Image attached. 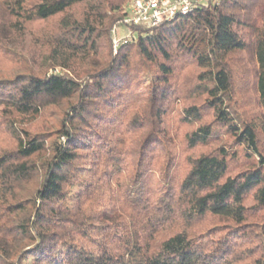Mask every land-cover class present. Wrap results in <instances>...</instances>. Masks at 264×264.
<instances>
[{
    "label": "trees",
    "instance_id": "1",
    "mask_svg": "<svg viewBox=\"0 0 264 264\" xmlns=\"http://www.w3.org/2000/svg\"><path fill=\"white\" fill-rule=\"evenodd\" d=\"M2 3L54 23L38 67L0 49V264H264V0L130 26L116 53L129 0Z\"/></svg>",
    "mask_w": 264,
    "mask_h": 264
},
{
    "label": "rangeland",
    "instance_id": "2",
    "mask_svg": "<svg viewBox=\"0 0 264 264\" xmlns=\"http://www.w3.org/2000/svg\"><path fill=\"white\" fill-rule=\"evenodd\" d=\"M28 2L33 0H27ZM131 0H129L130 2ZM3 0H0V38L2 39L0 45V49L9 51L13 50L14 52L20 54L21 56L29 59L30 62L34 64L35 67H38L39 62L41 60V54L43 52V46L41 42L38 41L36 38L45 32V29H50L53 26L54 20L50 19L46 22L43 21H35L29 24H25L24 29H17L13 27L15 22V18L10 15L5 7L3 6ZM127 30L124 27H120V34L125 33ZM112 45V39H111ZM3 46V47H2ZM8 49H6V48ZM113 51V46H112ZM117 51V50H116ZM113 53H116L113 51ZM244 54V53H243ZM243 56L239 54L238 59H236L232 63V68L234 73L237 76L235 80V91L236 95L239 98L241 103H246V107L250 108L253 105L251 102V95L253 97V88L250 86L248 79L249 77L245 76L246 72L248 71L249 76L251 75L250 69L247 68L249 62V57H240ZM35 62V63H34ZM9 66L5 60L1 58L0 55V69ZM48 73L56 71L60 72V68H52L49 67L46 69ZM255 106V105H254ZM243 107V105H242ZM59 118L52 112L45 113L44 116L39 117L33 123L32 130L33 131H45L50 128L56 127L58 124ZM2 127L0 126V140L4 136L1 133ZM230 142V141H229ZM235 148V147H233ZM172 177V176H171ZM159 181L157 176H154L153 181Z\"/></svg>",
    "mask_w": 264,
    "mask_h": 264
},
{
    "label": "built area",
    "instance_id": "3",
    "mask_svg": "<svg viewBox=\"0 0 264 264\" xmlns=\"http://www.w3.org/2000/svg\"><path fill=\"white\" fill-rule=\"evenodd\" d=\"M206 0H131L127 14L111 28L113 51L131 36L130 26L153 28L161 22L173 20L191 12ZM120 27L126 32L120 34Z\"/></svg>",
    "mask_w": 264,
    "mask_h": 264
}]
</instances>
